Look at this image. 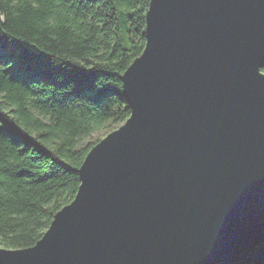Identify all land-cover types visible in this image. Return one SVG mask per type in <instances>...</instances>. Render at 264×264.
Listing matches in <instances>:
<instances>
[{"label": "water", "instance_id": "obj_1", "mask_svg": "<svg viewBox=\"0 0 264 264\" xmlns=\"http://www.w3.org/2000/svg\"><path fill=\"white\" fill-rule=\"evenodd\" d=\"M130 115L0 264H216L264 237V0H150Z\"/></svg>", "mask_w": 264, "mask_h": 264}, {"label": "trees", "instance_id": "obj_2", "mask_svg": "<svg viewBox=\"0 0 264 264\" xmlns=\"http://www.w3.org/2000/svg\"><path fill=\"white\" fill-rule=\"evenodd\" d=\"M149 1L0 0V246L42 237L100 140L84 137L130 115L122 74L144 49ZM216 264H264V237Z\"/></svg>", "mask_w": 264, "mask_h": 264}, {"label": "rangeland", "instance_id": "obj_3", "mask_svg": "<svg viewBox=\"0 0 264 264\" xmlns=\"http://www.w3.org/2000/svg\"><path fill=\"white\" fill-rule=\"evenodd\" d=\"M1 54H2V52L0 50V56H1ZM121 124H119V125H109V124H105V125H103V126H101L99 128H96V129L92 130L89 134H87L84 137V139L86 141H88V140H95V139H102L109 132H111L115 128L119 127Z\"/></svg>", "mask_w": 264, "mask_h": 264}]
</instances>
